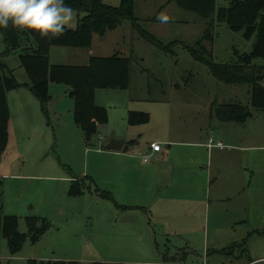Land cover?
I'll return each instance as SVG.
<instances>
[{"label": "rangeland", "instance_id": "374dc122", "mask_svg": "<svg viewBox=\"0 0 264 264\" xmlns=\"http://www.w3.org/2000/svg\"><path fill=\"white\" fill-rule=\"evenodd\" d=\"M179 1L135 0L134 3V15L141 21L140 27L161 41L167 47L166 50L147 42L131 22L124 21L121 25V35L126 40L125 48L134 50L129 57L130 92L126 93L163 103L160 106L144 104L145 108L152 105L154 109L152 113L144 111L150 113V119L143 133V144L156 139L166 150V136L184 131L193 133L194 139L201 137L206 140L208 134L216 140H225L228 145L249 147L250 150L264 146V110L251 107L249 87L246 84L227 85L217 81L208 66L194 60L183 46L182 43L196 45L210 21L184 9ZM231 1L216 0L217 10L228 7ZM103 2L116 7L121 4V0ZM70 22L75 24L73 18ZM117 35L112 34L111 38L104 41L113 43ZM253 45L254 39H246L242 32L232 31L226 24L216 25L215 41L211 47L206 43L208 50H212V60L223 64L237 60L235 50L240 53L251 52ZM5 50L0 32V55H4V62L13 71L18 83H29L19 53L5 55ZM115 50L120 52L121 47H115ZM56 59L54 55L53 60ZM255 63L264 65V59H258ZM52 102L47 107L51 118L50 127L54 126L53 107L57 104ZM7 103L10 111L9 141L0 162L3 212L17 216L19 231L26 235H29L26 220L29 215L43 217L51 226L36 242H32L28 236L22 249L15 255H11L7 241L0 237V264H40L48 261L81 264H202L208 253L206 250H209L210 262L218 257L221 259V255L232 264L245 263L249 258H264V235L253 234L246 238L244 234L247 229H234L237 216H243L248 221L250 230L254 223L264 229V224L260 223V220L264 222V177H257L264 175V172L258 173L250 184L252 166L258 161L261 168L264 152L235 150V154L228 158L219 150H211L206 164L211 173L209 232L205 230L204 219L200 218H181L159 212L150 223L148 219L141 221L132 214L123 215L115 206V199H95L96 194L87 191L88 188L81 195L72 196L71 184L59 178L60 175H70L68 167L77 177L85 168H89V176L94 177L98 184V176L100 178L107 171L113 172L117 168L108 157L93 154L98 138L89 146L88 150H91L86 152L87 146L78 144V139L63 137L59 131L57 136L52 132L47 136L42 130L46 127L47 119L27 88L9 91ZM224 103L249 106L252 115L243 124L222 122L216 110ZM108 104L115 114L118 104L116 107L112 103ZM60 109L57 113L66 117L67 114L63 111L60 113ZM21 121L27 125L33 123L42 129L37 135L29 130L14 133L15 124L21 125ZM55 142V151H50ZM47 149L50 156L45 157ZM201 155L206 157L205 153ZM49 161L57 170L48 167L52 171L42 172ZM220 165L224 166V173L218 178L216 169ZM243 173L246 174L244 179L241 177ZM2 174L8 175L5 177ZM237 179H240V184ZM77 181L86 184L90 178ZM171 196L172 199H179V195ZM200 223L202 230L192 231V227L199 228L200 225L196 224ZM244 239H247V253L241 252L242 248H239L243 246ZM234 243L237 247L227 249ZM234 256L239 257L238 262H235ZM254 264H264V260Z\"/></svg>", "mask_w": 264, "mask_h": 264}, {"label": "trees", "instance_id": "16d2710c", "mask_svg": "<svg viewBox=\"0 0 264 264\" xmlns=\"http://www.w3.org/2000/svg\"><path fill=\"white\" fill-rule=\"evenodd\" d=\"M79 15L76 28L65 27L62 30H49L43 36L19 32L11 26L0 29L5 45V55L18 52L21 66L26 72L29 83L25 84L41 106L48 125L51 118L48 104L51 101L49 84H62L70 88L74 101V120L84 133V141L91 146L99 136L100 128L108 123V111L95 102L98 89L126 90L130 86L131 61L129 58L114 55L111 57H94L85 66L53 65L49 60L52 47L88 49L94 35L105 36L122 25L131 22L133 28L147 42L159 49L166 50L155 36L140 27V20L134 15L135 0H121V4L111 6L103 0H75ZM179 5L190 10L205 20L208 27L194 46L182 43L194 60L208 66L212 76L227 85L246 84L249 87L250 105L254 109L264 110V65L256 64L264 59V0H232L228 7L216 8V0H180ZM226 24L232 31L242 32L246 39H254L251 52L240 53L235 50L237 60L231 63H215L212 50H208L215 41L216 25ZM0 55V161L9 141L8 124L10 111L7 103L9 91L17 90L18 83L13 71ZM222 122L245 123L252 115L249 106L224 103L216 110ZM149 114L131 112L128 116L130 125L147 124ZM87 186L85 182L74 181L70 195H81ZM104 198L114 200L109 192H101ZM115 202V201H114ZM127 208V207H125ZM29 235L19 231V218L6 215L0 199V237L7 241L11 255L17 254L25 244L28 236L32 242L39 240L50 228L45 219L29 216L26 218ZM246 242V241H245ZM237 247L232 244L229 248ZM223 250H226L223 249ZM34 264V263H33ZM40 264H81L79 262L48 261ZM90 264H109L93 262Z\"/></svg>", "mask_w": 264, "mask_h": 264}, {"label": "crops", "instance_id": "0c3cea01", "mask_svg": "<svg viewBox=\"0 0 264 264\" xmlns=\"http://www.w3.org/2000/svg\"><path fill=\"white\" fill-rule=\"evenodd\" d=\"M72 18L75 20V24L69 22V26L67 27L76 28L79 19L78 13L71 17L70 20H72ZM121 27L122 26H119L118 28L109 31L105 36L94 35L91 46L85 50L77 48L67 49V47H52L49 51L50 63L53 65L85 66L89 64L90 60L94 57H111L114 55L124 58L131 57L134 50L128 47L125 48L124 42H126V40L124 41L125 37L121 35ZM112 34H118L113 43L111 41H104L105 39L108 40V38H111ZM115 47H121V51L115 52ZM55 48H63V50ZM54 55L57 57L56 60H53ZM24 88H27V91L31 92L27 86H21L17 90H22ZM127 91L130 92V86L126 90L98 89L95 97L96 104L107 109L108 123L100 128V133L97 137V146H95L97 152L95 151L93 154L108 157L112 161V164L117 165V168L113 172L107 171L105 175H101L100 178H98L99 176L97 177L100 187L95 178L89 176V168H85L83 172L80 173V176L77 177L72 174V169L68 167L71 171V173L69 171L70 175H60L59 178L67 180L70 184L81 178H90V181H87L88 183L86 182L87 188L89 189L87 191L96 194L95 199L104 198L97 189L101 192L104 191L111 193L116 201V203H114L115 206L123 215L132 214L138 219H141V221H146L148 219L150 223L154 216L159 212L181 218H200L201 220L204 219L205 230L209 232L211 173L206 164H208L211 150H219V152L224 154V157L226 156L230 158L232 154H235V150L237 152H240L243 149H247L246 152H264V146H260V148L254 147L256 150H250L249 147L244 148L230 144L228 145L225 140H216L215 138L209 137L208 134L206 140H202L201 137L194 139L193 133H185L182 131L171 136H166L167 138L164 140V142L168 144L166 150L162 147L161 151L153 152L150 147L151 144L159 142L155 139L150 143L143 144V133L146 124L130 125L128 123V116L131 112L147 113L144 111H150V113H152L151 111L154 108L152 105L151 107L145 108L144 104L146 103L159 104L158 106L163 103L132 96L131 93L127 94ZM49 93L51 96V102L53 101L52 104L57 103L56 107H53L54 126L50 127L45 123L46 127L42 129L33 123L27 125L24 121H21V125L18 123L15 124L13 132L16 133L17 131L21 132L29 130L32 131L33 135H37L42 129L47 136L51 134V132L57 136V132L59 131L63 137L69 136L78 139V144H82L84 147L87 146L86 144H83L84 133L76 125L74 120V101L70 96V88L62 84L50 83ZM35 100L37 101L36 98ZM108 103H112L114 107L118 104V110L115 114L111 112V106ZM60 107L63 108L60 109ZM59 109L60 113L63 111L67 116L63 118L61 114L57 113ZM157 109L159 110V108ZM150 113L147 114L150 115ZM64 123L65 126H63ZM112 139L125 141V144L120 151H113L107 148V145H109ZM211 139L215 140V142L217 141V143L222 142L225 147H210L209 142ZM71 145L73 146V143ZM55 146L56 142L50 151H55ZM88 149L89 146H87L86 152L91 150ZM50 151L47 149L45 157L50 156ZM203 153L206 154L205 158L201 155ZM147 154H151V159L149 161H144L143 156ZM0 162L2 163V161ZM260 164L261 168L258 165V161H255L254 166H252L250 184L253 183L258 173L264 172V162L260 161ZM62 166H64V164ZM48 167L57 170L55 165L49 161L48 166L45 167L42 172L52 171L48 169ZM218 168L219 169H216L217 177L221 178L224 173V166L220 165ZM220 169H222V171ZM6 175L8 174H2V176L5 177ZM241 177L243 179L246 178V174L243 173ZM257 177L263 178L264 175L261 174ZM237 181L240 184V179H237ZM186 192H188V194H186ZM175 194L179 195V199H172L171 195ZM169 200L171 202H169ZM219 200L221 199L219 198ZM39 218L43 219V217ZM260 223L264 224L262 220H260ZM196 225H200V227H192V231L197 229L202 230L201 223ZM251 225L253 226L252 230H250L248 221L243 218V216L235 217L234 229L237 227L241 228L243 231L247 229V233L244 234L246 238H250L253 234L264 235L263 226H258L255 223ZM245 240L247 239H244V241ZM246 243L247 241L243 242V246L239 247L242 248L241 252L243 253H247V249L245 248ZM206 251H208V253H206L205 262L202 264H232V262H227L222 255L221 259L218 257V259L210 262L209 250ZM233 258L235 259V262L239 261L238 256H234ZM259 260H264V258H249L247 262L241 264H254Z\"/></svg>", "mask_w": 264, "mask_h": 264}, {"label": "clouds", "instance_id": "9594fccd", "mask_svg": "<svg viewBox=\"0 0 264 264\" xmlns=\"http://www.w3.org/2000/svg\"><path fill=\"white\" fill-rule=\"evenodd\" d=\"M77 13L75 0H0V29L43 36L62 30Z\"/></svg>", "mask_w": 264, "mask_h": 264}, {"label": "built area", "instance_id": "2783aa9c", "mask_svg": "<svg viewBox=\"0 0 264 264\" xmlns=\"http://www.w3.org/2000/svg\"><path fill=\"white\" fill-rule=\"evenodd\" d=\"M209 146L210 147L216 146V147H220V148H224L225 147V145L222 142H218L217 143L213 139L210 140ZM150 147H151L153 152H159V151H161V148H162L160 143H152ZM150 159H151V154H147V155L143 156V160L144 161H149Z\"/></svg>", "mask_w": 264, "mask_h": 264}, {"label": "water", "instance_id": "95a60500", "mask_svg": "<svg viewBox=\"0 0 264 264\" xmlns=\"http://www.w3.org/2000/svg\"><path fill=\"white\" fill-rule=\"evenodd\" d=\"M124 144H125L124 140L112 139L109 145H107V148L113 151H120Z\"/></svg>", "mask_w": 264, "mask_h": 264}]
</instances>
